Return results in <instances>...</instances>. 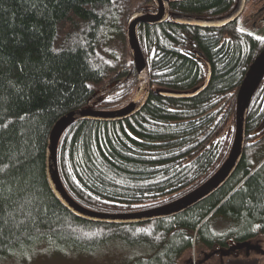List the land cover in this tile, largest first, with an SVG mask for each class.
Segmentation results:
<instances>
[{"label":"trees","instance_id":"obj_1","mask_svg":"<svg viewBox=\"0 0 264 264\" xmlns=\"http://www.w3.org/2000/svg\"><path fill=\"white\" fill-rule=\"evenodd\" d=\"M145 1L138 11L155 13ZM171 1L175 15L201 20L225 17L237 5ZM131 13L125 0H0V260L42 241L80 252L118 239L148 248L150 255L129 264H192L193 249L198 264H212L204 257L216 248L258 238L264 246V160L252 159L264 143L254 142L264 131V80L248 110L243 161L224 187L192 209L112 225L83 221L55 198L46 153L57 120L88 108L111 75L123 83L121 92L104 95L93 109H120L137 89L134 62L120 66L112 46L125 42ZM137 34L153 87L149 102L122 122L79 121L59 143L65 188L97 212L158 208L212 178L232 150L241 82L264 49V38L237 23L204 29L167 21L140 24ZM209 67V86L197 97L159 95L197 90Z\"/></svg>","mask_w":264,"mask_h":264},{"label":"water","instance_id":"obj_2","mask_svg":"<svg viewBox=\"0 0 264 264\" xmlns=\"http://www.w3.org/2000/svg\"><path fill=\"white\" fill-rule=\"evenodd\" d=\"M154 4L157 14H148L146 12H136L129 16L126 27V40L127 45H129L130 55L133 56L134 64L137 70L138 85L137 92L133 96V100L123 106L120 109H115L111 111H97L95 109L83 108L77 111L69 112L67 115L62 116L55 123L53 127L49 140L48 149L46 153V175L48 179V184L52 190L55 198L62 203V205L73 213L76 217L90 222L98 223H108L112 225H127V224H138V223H149L151 221L167 219L172 216L179 215L186 212L202 201L213 196L215 192L224 187L229 179L232 178L236 169L239 167L240 163L243 161V157L246 151V134H247V114L250 108V104L255 95L257 89L262 85L264 79V49L261 53L254 59L250 68L246 72L243 81L241 82V87L238 92L237 98V112L235 120V135L232 150L225 160L223 166L212 176L211 179L206 181L199 188L191 191V193L186 196L181 197L176 201L170 202L169 204L159 206L158 208L148 209L145 211H138L134 213L127 214H112V213H102L90 210L75 200L65 188L62 178L60 177V171L58 168V149L59 143L63 138V134L72 125L78 123L79 121H104V122H122L132 118L134 115L140 113L144 106L149 102V98L152 93V83L151 77L149 75V68L146 63L145 56L139 44L137 29L140 24L146 25H162V23L167 21L175 22L179 25H187L191 27L200 28H224L227 25L236 22L239 16L245 10L247 0H237V5L232 13L228 14L226 17L217 18L216 20H201L198 18H191L188 16H178L170 11L171 0H150ZM172 18V19H169ZM211 68L209 67L208 78L206 79L203 86L197 88V90L190 93H172L171 91H158L159 95L162 97L169 98H194L198 94L203 92L208 88V84L211 80ZM264 140V133H262L258 138L254 139L255 143ZM253 142V143H254ZM245 249L248 253L251 250H258L257 247L250 244V240L244 243H237L230 246L224 254V256H230L231 253L241 251ZM224 250V249H223ZM214 254H207L205 259L211 258Z\"/></svg>","mask_w":264,"mask_h":264},{"label":"rangeland","instance_id":"obj_3","mask_svg":"<svg viewBox=\"0 0 264 264\" xmlns=\"http://www.w3.org/2000/svg\"><path fill=\"white\" fill-rule=\"evenodd\" d=\"M250 1V0H249ZM253 2V0H251ZM128 7H130L131 12L138 10L146 1L145 0H125ZM251 14V9L248 8L240 17L238 22V28L246 31H254L252 28L251 21L247 20V16ZM127 27V26H126ZM126 32V28H125ZM125 34V33H124ZM261 35V34H260ZM259 35V36H260ZM264 35V34H263ZM114 49L118 56H122V64L120 66L130 68L133 62V58L130 55L129 45H127V40L125 36V42L122 44L114 43ZM145 56V55H144ZM119 83L111 75L104 84L99 87L98 93L95 95V99L91 100L90 106L96 105L95 102H100L103 96L111 98L116 95L117 92H121L123 83ZM137 88V87H136ZM102 92V93H101ZM137 92V89L135 93ZM134 93V94H135ZM134 96V95H133ZM133 98V97H132ZM132 98L130 102L132 101ZM129 102V103H130ZM88 107V108H89ZM93 109V108H92ZM261 149L252 155V159H258V163L264 160V143L260 146ZM173 202V201H172ZM250 244L257 247V251L251 250L248 253L245 249L231 253L230 256H224L228 249L216 248L212 252H207V254H214L208 262L212 264H264V246L263 241L258 238L257 240H251ZM53 241L46 244L44 241L40 245L30 246L29 248L21 249L15 252V257H9L7 259L0 260V264H129V262L135 257L150 255V251L147 247L139 246L132 247L127 246L124 242L119 241V239L112 240L106 245L100 246L96 251H76L69 247H63L58 250ZM66 246V245H63ZM230 249V248H229ZM198 252L196 249L192 250V255L189 257L192 264H198L196 257ZM205 261V260H204Z\"/></svg>","mask_w":264,"mask_h":264},{"label":"flooded vegetation","instance_id":"obj_4","mask_svg":"<svg viewBox=\"0 0 264 264\" xmlns=\"http://www.w3.org/2000/svg\"><path fill=\"white\" fill-rule=\"evenodd\" d=\"M245 10L243 11V13L250 8L251 9V14L249 16H247V20L249 21V19L251 21H253L251 23L252 28L254 29V33L257 34L258 36L260 35L261 38H264V0H253V2L250 0H247L246 6H245ZM242 13V14H243ZM242 14L238 17L239 19L234 22L237 23L240 20V17L242 16ZM259 36V37H260Z\"/></svg>","mask_w":264,"mask_h":264},{"label":"bare ground","instance_id":"obj_5","mask_svg":"<svg viewBox=\"0 0 264 264\" xmlns=\"http://www.w3.org/2000/svg\"><path fill=\"white\" fill-rule=\"evenodd\" d=\"M136 12H139V11H138V10L133 11L130 15H132L133 13H136ZM142 12H146V13H148V14L153 13V12H149V11H146V10H145V11H142ZM156 12H158V11H156ZM156 12H155V13H156ZM225 17H226V16H225ZM169 19H172V18H169ZM151 83H152V82H151ZM171 92H172V93H181V92H177V91H176V92L171 91ZM236 112H237V107H236L235 114H234L235 120H236V118H237V117H236ZM262 133H264V131H263ZM262 133H260L259 135H257L256 138H258V136H260ZM263 163H264V161H263L261 164H263ZM261 164H260V165H261ZM260 165H259V166H260Z\"/></svg>","mask_w":264,"mask_h":264}]
</instances>
